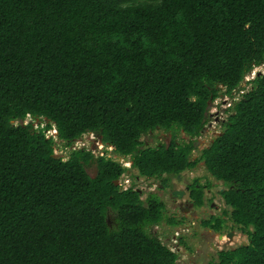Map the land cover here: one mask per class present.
I'll use <instances>...</instances> for the list:
<instances>
[{
	"label": "trees",
	"instance_id": "16d2710c",
	"mask_svg": "<svg viewBox=\"0 0 264 264\" xmlns=\"http://www.w3.org/2000/svg\"><path fill=\"white\" fill-rule=\"evenodd\" d=\"M260 64L264 0H0V264H179L148 230L163 201L115 184L129 168L84 146L55 155V138L86 134L164 186L202 161L247 236L209 264H264V72L244 81ZM221 96L222 130L192 159ZM157 128L187 140L145 145Z\"/></svg>",
	"mask_w": 264,
	"mask_h": 264
},
{
	"label": "rangeland",
	"instance_id": "374dc122",
	"mask_svg": "<svg viewBox=\"0 0 264 264\" xmlns=\"http://www.w3.org/2000/svg\"><path fill=\"white\" fill-rule=\"evenodd\" d=\"M263 68V69H262ZM258 70H264L263 66H259ZM256 71V70H255ZM254 71V72H255ZM249 79L245 77L244 81ZM244 82L241 83L243 85ZM249 88V85L244 86ZM235 97H238V94H235ZM231 104V98L229 96H221L216 98L209 107V120L206 123L205 129L202 134L197 138L196 148L192 151L191 158L195 159L199 156L201 150L207 147L213 137L220 133L222 130L221 120L226 119L228 113L225 112V109ZM34 124L43 125V121L37 119L34 120ZM47 135H55L54 129L46 131ZM174 134L177 142H182L187 140V135L180 129L174 130H163L162 128H157L151 133H147L142 136V140L145 145L154 146L157 143H169ZM56 144L54 145V153L57 156H61L63 159H66L69 155V152L73 147H86L87 149L92 150L95 154L101 153L102 147L100 144H96V141L92 139V135L86 134L83 135L81 139H77L73 145L67 146L64 145L62 141L55 138ZM105 150L108 149V154H112V157L115 158L112 151H109V146H105ZM129 162V157L126 159ZM129 164V163H126ZM90 174L95 173V168L93 165L88 166L87 168ZM127 176H122L120 181L123 178H129L131 183H134V186L141 190V197L144 199L148 193H155V195L160 198L164 203L163 219L157 225H153L148 228V230L156 235L165 245L170 247L172 250H175L178 255V263L180 264H208L210 261H214L217 258V251L220 249H229L236 247L242 242L247 241V236L240 232L238 229L233 230L234 234L231 237H221L218 239L213 233H206L203 226L201 225V220L207 219L210 213L213 215L220 214L223 210L228 209L224 204L221 197L220 191L225 188V185L213 178L209 172L206 170L202 161H199L196 166L191 170H185L180 175V181H175L173 179L172 184L177 188H184V185L187 181L191 180L192 177L200 178L201 182H206L210 191L205 192L204 198H208L206 206L189 208L188 211L184 210V204H182V209H179L178 202L184 201L186 199L187 193L183 195H178L177 198H172L171 194H168L165 187H158L161 184L160 178L147 179L144 177H137V171L133 168H130ZM175 178L174 176H171ZM178 179V176L176 177ZM179 182V183H178ZM184 199V200H183ZM177 200V201H174ZM212 200L217 207L209 205V201ZM183 203V202H182ZM183 218V223L179 225H173L169 223V219L179 220ZM228 220V218H226ZM229 221V220H228ZM229 223V222H228ZM231 223V222H230ZM231 230L227 228L226 231ZM178 232V234H176ZM202 232V233H200ZM182 237L186 236V245L179 244L176 239V243L170 238L173 237ZM174 245V246H173ZM214 245V247H211Z\"/></svg>",
	"mask_w": 264,
	"mask_h": 264
},
{
	"label": "flooded vegetation",
	"instance_id": "af4514ba",
	"mask_svg": "<svg viewBox=\"0 0 264 264\" xmlns=\"http://www.w3.org/2000/svg\"><path fill=\"white\" fill-rule=\"evenodd\" d=\"M164 177H166V175H163L162 176V178H164ZM168 177V176H167ZM177 177V176H176ZM172 178V177H170L169 178V180H168V182L166 183V185L164 186L163 184H160L158 187H165V189L168 191L167 193L168 194H171V192H172V194H173V196H171L172 198H177V199H179L177 196L179 195V194H174V191H177V190H180V191H182L183 193H182V196L180 197V199H182V197H183V195H185V193H187V196H186V199L184 200V201H181L180 200V202H178V207H179V209H182V204H184L185 206H184V210L185 211H188V209L190 208H194V207H201V206H206V203H207V201H208V198H204V194H205V192H209L210 191V188L207 186V184H206V182H201V180H200V178H198V177H192V179L191 180H189V181H187L186 182V184L184 185V188H177V187H174V184H172V182H173V179L177 182V181H180L179 179H180V175H178V179L177 178ZM162 178H160V179H162ZM195 180H197L198 181V183L196 182H194ZM179 183V182H178ZM195 185L196 187H199V186H201V188H202V203L200 204V205H195L194 204V200H193V198L192 197H190V189H191V185ZM174 201H177V200H174ZM183 202V203H182ZM213 201L212 200H210L209 201V205L210 206H213V207H217V205H215L214 203H212ZM218 215H220V217H223L224 218V220H225V225L224 226H222L221 227V229L220 230H213L212 228H209V227H204L203 226V228L206 230V231H204V232H206V233H210V234H214V235H216L217 237H218V239L219 238H221V237H224V236H226V237H231V236H233V234H234V232H233V230H235V229H237L236 227H232V225H231V223H230V221H228V220H226V218H228L227 216H224V215H222V212L220 213V214H216V215H213L212 213H210L209 214V216L207 217V219H209V218H211L212 216H218ZM207 219H203V220H207ZM174 220H176V219H174ZM183 218H181V219H179V220H176V221H179V223H177V224H173V225H179V224H182L183 223ZM203 220H201V221H203ZM200 221V222H201ZM229 222V223H228ZM230 226L232 227V228H230ZM227 228H230L231 230H228V231H226V229ZM240 231V230H239ZM241 232V231H240ZM200 233H202V232H200ZM176 234H178V232H176ZM182 238V240H183V242H181V239ZM172 239V241L174 240V242L176 243V239H178L177 240V242L179 243V244H182V245H186V236L185 237H182V235H180L178 238L177 237H171L170 238V240ZM174 246V245H173ZM211 247H214V245H211ZM221 250V249H220ZM173 251H175V250H173ZM219 251V250H218ZM217 251V252H218ZM176 252V251H175ZM177 253V252H176ZM180 264V263H179ZM209 264V263H208Z\"/></svg>",
	"mask_w": 264,
	"mask_h": 264
},
{
	"label": "clouds",
	"instance_id": "9594fccd",
	"mask_svg": "<svg viewBox=\"0 0 264 264\" xmlns=\"http://www.w3.org/2000/svg\"><path fill=\"white\" fill-rule=\"evenodd\" d=\"M259 66H263L264 67V64H260V65H257V66H254L252 69H251V71L246 75L247 77H249V79H251V78H253V76H255L256 74H258L259 72L260 73H262V72H264V70H258L257 68L259 67ZM255 69H256V71H255ZM263 69V68H262ZM255 71V72H254ZM245 76V77H246ZM249 79H247V80H249ZM244 91V90H243ZM242 92V91H241ZM55 131V130H54ZM219 134V133H218ZM101 141V140H100ZM101 143H102V141H101ZM103 144V147H102V150L106 153V154H108L109 152H108V149L107 150H105L104 148H105V146L107 147V146H110V149H109V151H112V146L111 145H106V144H104V143H102ZM95 154V153H94ZM108 156H112V154H111V152H110V154H108ZM115 158H117V160L118 161H120L121 162V164L123 165V166H125V167H127V168H129L130 169V167H131V161L129 160V162L127 161V160H125L126 159V157H128V156H126V157H121V156H117V155H113ZM126 163H129V164H126ZM129 172L128 171H126V172H124L121 176H120V178L122 177V176H127V174H128ZM137 177H139V176H137ZM125 179L126 178H123L122 179V181H120V179L119 180H117L118 181V184L119 185H121V186H127V187H130L131 185H132V183H131V180L129 179V181H125Z\"/></svg>",
	"mask_w": 264,
	"mask_h": 264
},
{
	"label": "built area",
	"instance_id": "2783aa9c",
	"mask_svg": "<svg viewBox=\"0 0 264 264\" xmlns=\"http://www.w3.org/2000/svg\"><path fill=\"white\" fill-rule=\"evenodd\" d=\"M256 70V69H255ZM90 135H92V134H90ZM92 139H94L95 141H96V144L98 145V144H100L101 145V147H103V144L101 143V141L100 140H98V139H95V137L92 135ZM109 148H110V146H109ZM97 154H106L104 151H102L101 153H97ZM125 181H129V179L128 178H126L125 179ZM125 188L127 187V186H124Z\"/></svg>",
	"mask_w": 264,
	"mask_h": 264
},
{
	"label": "water",
	"instance_id": "95a60500",
	"mask_svg": "<svg viewBox=\"0 0 264 264\" xmlns=\"http://www.w3.org/2000/svg\"><path fill=\"white\" fill-rule=\"evenodd\" d=\"M115 184H118V181L116 180V182H115ZM182 191H180V190H177V191H174V194H179V195H182ZM244 245L246 244V243H243Z\"/></svg>",
	"mask_w": 264,
	"mask_h": 264
}]
</instances>
